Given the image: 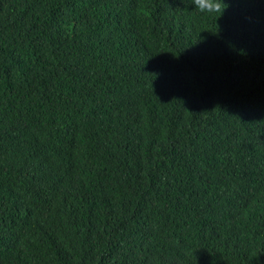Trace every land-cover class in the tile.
I'll return each instance as SVG.
<instances>
[{"label": "trees", "instance_id": "16d2710c", "mask_svg": "<svg viewBox=\"0 0 264 264\" xmlns=\"http://www.w3.org/2000/svg\"><path fill=\"white\" fill-rule=\"evenodd\" d=\"M0 0V264H264V0Z\"/></svg>", "mask_w": 264, "mask_h": 264}, {"label": "clouds", "instance_id": "9594fccd", "mask_svg": "<svg viewBox=\"0 0 264 264\" xmlns=\"http://www.w3.org/2000/svg\"><path fill=\"white\" fill-rule=\"evenodd\" d=\"M192 12L208 17H219L226 11L224 0H191Z\"/></svg>", "mask_w": 264, "mask_h": 264}]
</instances>
